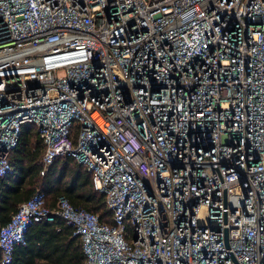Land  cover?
Wrapping results in <instances>:
<instances>
[{"label": "built area", "instance_id": "2783aa9c", "mask_svg": "<svg viewBox=\"0 0 264 264\" xmlns=\"http://www.w3.org/2000/svg\"><path fill=\"white\" fill-rule=\"evenodd\" d=\"M25 122L111 220L36 191L0 264L55 215L83 264H264V0H0V176Z\"/></svg>", "mask_w": 264, "mask_h": 264}, {"label": "trees", "instance_id": "16d2710c", "mask_svg": "<svg viewBox=\"0 0 264 264\" xmlns=\"http://www.w3.org/2000/svg\"><path fill=\"white\" fill-rule=\"evenodd\" d=\"M43 151L35 125L23 123L18 142L8 155L12 171L0 176V225L36 191L44 193L50 208L64 196L73 206L96 213L100 221H110L105 195L93 187L85 167L69 154L57 156L44 167ZM72 232V227L58 215L51 220L32 221L24 233L25 243L15 245L7 264H83L80 238Z\"/></svg>", "mask_w": 264, "mask_h": 264}]
</instances>
